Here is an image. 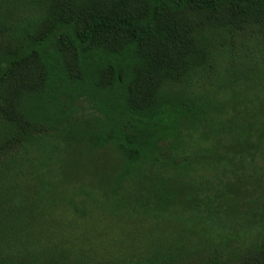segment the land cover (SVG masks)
<instances>
[{
  "label": "trees",
  "instance_id": "1",
  "mask_svg": "<svg viewBox=\"0 0 264 264\" xmlns=\"http://www.w3.org/2000/svg\"><path fill=\"white\" fill-rule=\"evenodd\" d=\"M50 6L38 28L23 34L22 43L0 42V151L46 131L26 119L20 106L24 96H33L37 105L57 85L78 84L106 90L115 106L111 131L96 142L64 127L63 151L58 137L52 147H44L46 153L63 156L56 176L43 186L45 200L65 205L66 183L75 177L73 162L79 160L87 166L79 169L96 177L91 195L99 201L97 207H108L112 214L142 212L152 220L169 216L184 234L197 237L214 231L239 239L235 226L253 229L262 224L264 183L260 177H246L243 166L264 140V119L257 117L263 113L259 88L252 100L235 95L244 111L222 123L208 115L217 110L214 103L213 108L192 105L186 93L169 100L163 91L189 78L203 60L190 35L194 28L205 21L232 29L264 24V0H52ZM192 131L216 147H204L196 161L178 154ZM164 143L172 155L160 149ZM108 147L118 154V164L109 153L100 154ZM90 158L106 160L109 167L86 171ZM151 168L153 172H146ZM207 171L215 178H203ZM227 198L236 207L221 211ZM241 198L246 209L238 208ZM173 246L147 250L146 258L125 264H181L182 256L172 255ZM196 264H264V235L238 258Z\"/></svg>",
  "mask_w": 264,
  "mask_h": 264
},
{
  "label": "rangeland",
  "instance_id": "2",
  "mask_svg": "<svg viewBox=\"0 0 264 264\" xmlns=\"http://www.w3.org/2000/svg\"><path fill=\"white\" fill-rule=\"evenodd\" d=\"M71 1L83 3L88 0ZM51 2L0 0V42L22 43L23 34L33 33L48 16ZM190 35L203 53V60L185 81L165 86V97L175 100L186 93V99L195 102L192 105L208 104L213 108L214 103L218 106L217 110L208 112V115L222 123L232 122L237 118L238 111L244 109L236 104L237 96L252 100L256 88H259L258 99L263 113L257 117L264 119V24H243L232 29L205 21ZM57 87L37 105L33 96H24L20 101L26 119L46 131L16 147L0 151V264L137 263L147 257V250H165L173 244L175 250L172 255L182 256L179 263L184 260L183 264H196L197 261L206 262L216 257L222 260L238 258L264 235V220L253 229L235 226L240 234L237 239L214 231L205 237L184 234L169 216L152 220L144 217L142 212L134 214L130 211L127 214L116 210L112 214L108 207H97L96 202L99 201L95 202L91 195L93 187H96V177L81 171L79 167L87 166L79 160L73 162L78 167L73 172L75 177L66 183L68 193L65 205L59 201L48 203L43 186L56 176L63 156L57 158L46 153L44 147H52V141L58 137L59 152L63 151L67 141L60 134L67 132L62 133L60 128L64 127L94 143L98 140L96 137L109 134L114 121L115 99L106 90L62 83ZM248 108L251 109V104ZM121 126L126 129L124 121ZM191 133L188 144L179 148V156L194 160L201 155L204 147L213 149L211 139L204 142L196 132ZM164 145L160 149L172 155ZM82 148L89 150L85 146ZM111 150L108 147L100 154L109 153L113 163L118 164L120 158ZM158 158L165 161L162 157ZM87 161H91V166L86 171L91 168V173L98 170L99 165L104 169L109 167L106 160L97 163L90 158ZM71 162L68 160L65 163ZM243 166L246 177H260L264 183V140L251 160L245 158ZM153 171L152 168L146 169V172ZM201 175H204L203 178H215L212 171ZM226 200L220 210L236 207L235 201ZM239 206V209H246L243 201Z\"/></svg>",
  "mask_w": 264,
  "mask_h": 264
}]
</instances>
